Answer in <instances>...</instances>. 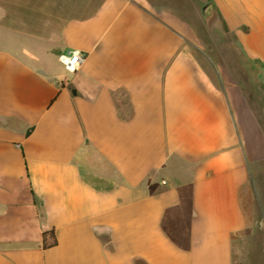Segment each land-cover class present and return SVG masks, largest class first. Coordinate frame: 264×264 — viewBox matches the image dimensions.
I'll return each mask as SVG.
<instances>
[{"label": "crops", "instance_id": "crops-1", "mask_svg": "<svg viewBox=\"0 0 264 264\" xmlns=\"http://www.w3.org/2000/svg\"><path fill=\"white\" fill-rule=\"evenodd\" d=\"M0 264H264V0H0Z\"/></svg>", "mask_w": 264, "mask_h": 264}, {"label": "built area", "instance_id": "built-area-1", "mask_svg": "<svg viewBox=\"0 0 264 264\" xmlns=\"http://www.w3.org/2000/svg\"><path fill=\"white\" fill-rule=\"evenodd\" d=\"M85 55L78 51H71L68 53L67 70L70 74H75L85 61Z\"/></svg>", "mask_w": 264, "mask_h": 264}, {"label": "trees", "instance_id": "trees-1", "mask_svg": "<svg viewBox=\"0 0 264 264\" xmlns=\"http://www.w3.org/2000/svg\"><path fill=\"white\" fill-rule=\"evenodd\" d=\"M57 240L54 231L46 232L43 234V247L51 248L56 246Z\"/></svg>", "mask_w": 264, "mask_h": 264}]
</instances>
